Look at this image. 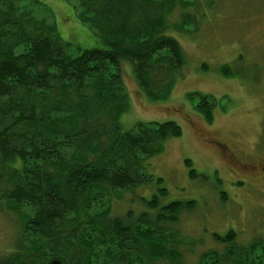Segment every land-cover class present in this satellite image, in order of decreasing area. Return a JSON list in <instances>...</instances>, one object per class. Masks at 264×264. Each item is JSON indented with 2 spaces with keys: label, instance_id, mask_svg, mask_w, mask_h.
<instances>
[{
  "label": "trees",
  "instance_id": "16d2710c",
  "mask_svg": "<svg viewBox=\"0 0 264 264\" xmlns=\"http://www.w3.org/2000/svg\"><path fill=\"white\" fill-rule=\"evenodd\" d=\"M73 1L75 16L100 42L74 56L53 26L34 18L31 3L0 0V216L12 230L3 236L0 264H185L175 245L184 238L177 224L194 200L162 204L161 188L136 213L112 214L107 203L116 191L150 181L144 160L182 132L171 120L124 130L119 119L129 108L123 64L131 65L147 101L170 97L185 58L178 40L165 33V14L184 3ZM154 2L159 10L151 17ZM186 12L174 24L178 32L188 31L186 17L194 19ZM188 96H197L196 112L211 123V97ZM212 238L233 245L235 233ZM256 245L242 248V264H263L245 254ZM259 246L264 250V240ZM228 251L216 262L226 264Z\"/></svg>",
  "mask_w": 264,
  "mask_h": 264
},
{
  "label": "rangeland",
  "instance_id": "374dc122",
  "mask_svg": "<svg viewBox=\"0 0 264 264\" xmlns=\"http://www.w3.org/2000/svg\"><path fill=\"white\" fill-rule=\"evenodd\" d=\"M25 1L31 3L35 19H45L53 26L65 52L74 56L82 49L100 46L94 29L81 23L68 0ZM182 1L183 7L178 4L170 14H165L170 27L165 33L178 40L185 58L170 97L164 102L147 101L135 82L131 65L123 64L121 72L129 108L119 119L124 130H131L138 122L171 120L180 125L182 132L165 140L161 152L144 160L150 181L124 193L116 191L107 203L112 214H123L127 209L136 213L145 209L142 199L159 195L161 188L166 190V195H160L162 204L194 200V207L180 214L177 224L184 238L176 239L175 245L182 251L185 264H219L218 253L225 255L229 248L232 252L228 251L226 264H233L237 258L242 264V248L256 242V248L247 249L245 254H249L248 260L261 259L264 264V250L259 246L264 240V187L258 188L232 172L228 161L209 142H222L240 156V150L252 147L257 138L264 115V46L255 42L258 37L254 29L264 26V15L259 21L256 17L264 0ZM153 4L149 14L156 17L159 9L156 2ZM181 10L193 15V20L186 17L185 28L189 32L173 29L181 18ZM79 12L77 7L76 15ZM239 53L244 57L246 74L261 79L260 85L247 81L239 86L243 82L241 72L234 64ZM196 91L211 97L214 117L209 124L194 108L197 96H188ZM5 223L0 216V249L4 238L12 232ZM228 230L235 233L233 245L212 238L213 234L223 236Z\"/></svg>",
  "mask_w": 264,
  "mask_h": 264
},
{
  "label": "flooded vegetation",
  "instance_id": "af4514ba",
  "mask_svg": "<svg viewBox=\"0 0 264 264\" xmlns=\"http://www.w3.org/2000/svg\"><path fill=\"white\" fill-rule=\"evenodd\" d=\"M264 15V1L258 7V12L256 13L257 20L263 18ZM260 24V23H259ZM259 26V25H258ZM256 26L254 32L257 34V39L255 42L262 43L264 46V26ZM254 42V43H255ZM244 57L241 53L234 59V64L236 63L238 71H240L241 81L239 86L243 87L244 83L248 81V84L260 85V80L256 77L248 76L246 74V68L244 66ZM264 67V64H263ZM264 82V80L262 81ZM261 108L264 109V94H262ZM209 142L215 146L218 154L221 155L224 160H227L232 172H237L241 176L245 177L249 183L256 185L258 188L264 187L260 186L264 184V115L260 121V127L258 129L257 138L253 141L252 147L248 149H241L240 156L236 155L234 151L227 148L226 144L218 142L217 140L210 139Z\"/></svg>",
  "mask_w": 264,
  "mask_h": 264
}]
</instances>
